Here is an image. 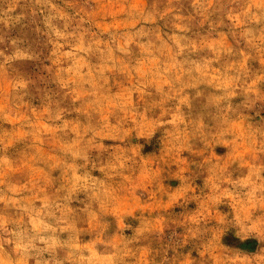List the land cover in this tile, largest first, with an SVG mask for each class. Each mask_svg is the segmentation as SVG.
I'll return each instance as SVG.
<instances>
[{"label":"rangeland","instance_id":"rangeland-1","mask_svg":"<svg viewBox=\"0 0 264 264\" xmlns=\"http://www.w3.org/2000/svg\"><path fill=\"white\" fill-rule=\"evenodd\" d=\"M0 264H264V0H0Z\"/></svg>","mask_w":264,"mask_h":264}]
</instances>
